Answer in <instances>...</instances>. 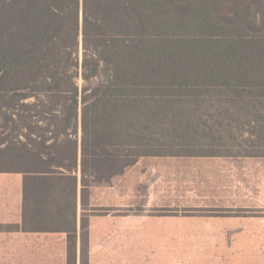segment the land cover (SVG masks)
<instances>
[{
  "label": "trees",
  "instance_id": "obj_1",
  "mask_svg": "<svg viewBox=\"0 0 264 264\" xmlns=\"http://www.w3.org/2000/svg\"><path fill=\"white\" fill-rule=\"evenodd\" d=\"M230 155L264 156V0H0V172L44 215L76 212L79 170L84 198L144 156Z\"/></svg>",
  "mask_w": 264,
  "mask_h": 264
},
{
  "label": "crops",
  "instance_id": "obj_2",
  "mask_svg": "<svg viewBox=\"0 0 264 264\" xmlns=\"http://www.w3.org/2000/svg\"><path fill=\"white\" fill-rule=\"evenodd\" d=\"M77 174L76 212L47 217L0 172V264H264V156H144L84 198Z\"/></svg>",
  "mask_w": 264,
  "mask_h": 264
},
{
  "label": "rangeland",
  "instance_id": "obj_3",
  "mask_svg": "<svg viewBox=\"0 0 264 264\" xmlns=\"http://www.w3.org/2000/svg\"><path fill=\"white\" fill-rule=\"evenodd\" d=\"M80 57H81V59H82V57H83V50H82V48L80 49ZM77 81H78L80 87H82V86H84V85L86 84V82L83 80L82 77H79V78L77 79ZM246 136H247V135H246Z\"/></svg>",
  "mask_w": 264,
  "mask_h": 264
}]
</instances>
